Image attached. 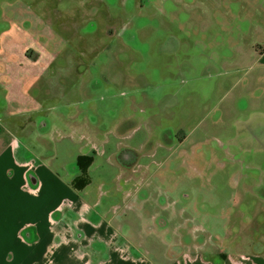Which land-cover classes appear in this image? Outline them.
Returning a JSON list of instances; mask_svg holds the SVG:
<instances>
[{
	"label": "crops",
	"instance_id": "obj_1",
	"mask_svg": "<svg viewBox=\"0 0 264 264\" xmlns=\"http://www.w3.org/2000/svg\"><path fill=\"white\" fill-rule=\"evenodd\" d=\"M242 4L247 8L252 5L250 1ZM254 8L261 11V21L251 18L250 13L244 18L251 22L248 25L256 26L255 41L251 44L240 40L227 42L228 50L224 53L225 35L220 33L223 27L218 28L220 32L215 28V33H210L211 28L205 22L201 24L200 34L184 35L182 63L188 84L183 103L198 100V109L203 112V127L198 134L192 130L182 131L185 124L181 123L186 121V115L181 114L180 100L172 91L157 100L161 114L140 112L139 106L153 105L152 99L144 98L143 93L123 99L120 105L116 100H107L105 109L110 112L109 120L116 122L113 129L102 133L93 128L82 133L89 152H74L77 139L72 135L68 137L69 134L62 136L63 132L58 128L57 134L62 135L56 141L52 140L51 148L38 150L29 140L36 138L40 145H47L48 140L44 137L53 134L47 121L38 125L40 132H34L37 125L32 117L25 116L18 124L14 119L0 117V264H264L263 242L253 241L250 236L240 238V216L245 211L232 213L204 206L192 207L189 191L178 197L169 195L174 192L170 186L184 183L191 170L201 177L209 163H214L217 171L232 170L231 175L235 178L228 179L232 186L229 187L238 195L239 201L243 199L250 203L253 195L262 191L264 3ZM254 13L258 15V10ZM141 37L137 41H142ZM168 38V42L175 40ZM227 38L233 39V36ZM124 40L134 38L127 35ZM173 45L169 43V46ZM39 51L38 56H48L45 49ZM30 55L27 50L17 53L16 49L0 47V82L8 88V100L22 99L20 103L24 107L28 104L26 92L22 96L18 89L26 90L42 72L31 70ZM15 58L18 65L24 62L29 66L17 67ZM120 69L123 84L137 90L144 88L140 74L132 75L127 67ZM21 73L26 76L23 86L19 84ZM89 85L91 89L99 88L100 82ZM84 88L79 85L78 93H87ZM159 117H166L168 121V134L162 142L153 139L148 124ZM145 122L150 131L149 138L152 137L150 142L137 134ZM70 133L74 135L75 130ZM160 145L163 152L168 153L163 161L157 158L156 147ZM121 147L120 164L126 171L108 181L103 178L101 188L95 192L87 190L91 176L85 187L74 188L80 175L78 167V171L74 169L79 155L92 156L90 173L101 153L107 164L114 165L111 158ZM150 150L154 151L148 152ZM145 151L150 153L146 158L151 156L152 160L140 158L139 154ZM196 153L200 156L210 153L209 162L203 157L195 160L192 154ZM61 155L66 157L61 160ZM65 158L71 163L69 169ZM164 163L168 168L166 176L154 177L157 165ZM116 182L127 187L125 190L120 188L119 201L113 203L108 197L110 193L117 195V191L111 192L103 186ZM162 183L165 189L159 188ZM168 190L172 192L168 193ZM160 199L164 200L161 202ZM218 216L221 220L228 218L225 226L223 221H209ZM247 216L252 225L253 211L249 210ZM258 224L256 228L264 222Z\"/></svg>",
	"mask_w": 264,
	"mask_h": 264
},
{
	"label": "rangeland",
	"instance_id": "obj_2",
	"mask_svg": "<svg viewBox=\"0 0 264 264\" xmlns=\"http://www.w3.org/2000/svg\"><path fill=\"white\" fill-rule=\"evenodd\" d=\"M249 1L253 9L242 4ZM263 3L264 0H0V47L16 49L17 53L22 50L29 51L32 54L28 59L31 70L42 71L32 83L28 84L26 90L18 89L22 96L24 91L26 92L28 104L25 107L20 103L22 99L8 100V88L0 82V117L4 120L14 119L17 124L25 116L32 117L37 125L35 130H32L34 132H40L37 129L38 125L48 122L53 134L44 137L48 140L47 145L44 143L40 145V141L36 138L29 140L38 150L46 151L51 148L52 140L54 142L62 135L57 134L58 128L63 132L62 136L68 134V137L75 136L78 145L76 149L74 148V152H89L82 133L88 128L97 129L102 133L113 129L112 126L116 122L109 120L110 112L105 109L107 100H116L120 105L123 99L144 94V98L152 99L153 105L139 106L140 112L150 115L161 114L157 100L164 97L168 91H172L177 93V98L180 100L181 114L186 115V121L181 123L183 126L185 124L182 131L192 130L197 133L203 127L201 120L203 112L199 111L198 100L194 99L198 94L192 96L194 100L191 103H183L188 84L182 63L184 35L200 34L201 24L205 22L206 26L211 28L210 33H215V28L220 32L218 28L223 27L224 30L220 33L225 35L223 36L224 53L228 50L227 42L235 43L240 40L241 43L251 44L255 41L256 26L248 25L251 22L249 19L246 22L244 18L250 13L251 18L260 22L261 11L254 6ZM255 10H258V15L254 13ZM127 35L133 36L134 40L125 41ZM230 35L233 39L227 38ZM141 36H144L145 40ZM168 36L175 40L166 41V38L169 39ZM140 37L142 41H137ZM169 43L177 46L174 48V45L169 46ZM41 49L48 52L47 57L38 56ZM171 51H174L173 54ZM16 65L29 66L24 62L19 66L18 60ZM121 67H127L132 75L140 74L144 88L139 87L137 90L123 84L120 78ZM115 69L118 70L114 71ZM24 77L26 78L23 73L19 75L21 86L25 82ZM92 82L97 84L100 82L99 88L96 86L91 89L89 84ZM79 85L85 87L83 91L87 93L79 94L77 89ZM109 85L112 87L110 88ZM143 114V118L146 119L147 116ZM148 124L153 139L165 141L168 134L167 118L159 117L156 121L150 120ZM71 130H75L74 135L70 133ZM77 130L79 132H76ZM137 132L144 141H152V137L149 138L150 131L146 122ZM36 135L41 139L39 133ZM20 136H23L22 132ZM162 147V145L156 147L159 155L157 158L162 159L161 161L166 160L164 158L168 155L167 152H163ZM122 150L123 147L113 154L111 160L114 165L107 164L102 158L104 154L100 152L99 158L102 159L98 158L97 163L94 164L96 167L88 172V178L90 176L92 178L91 185L87 188L89 192L101 188L103 178L108 181L113 177L116 178L120 172L126 171L120 164ZM152 151L154 150L148 152ZM147 155H150L147 151L139 154L140 158L145 157L144 161L152 160L151 156L146 158ZM63 156L66 157L61 155V160L64 159ZM192 156L196 158L195 160H201L203 157L205 162H209L207 159L211 154L202 153L200 156L196 153ZM166 164L155 166L154 177H158L159 174L166 176L168 172ZM66 166L68 169L71 167L69 160H66ZM117 166L119 168H116ZM74 169L78 171L77 166ZM229 169L217 171L214 163H209L201 177L196 176L191 170L184 183L179 182L177 186H170L174 192L169 195L171 198L178 197L182 192L189 191L192 196V207L204 206V208L216 211L228 210L232 213L238 210L245 211V214L240 216V238L247 239L250 236L253 241L263 242L264 246V225L255 227L259 225V221L264 222L262 192L264 185L260 186L262 191L253 195L252 202L242 201L243 199L239 201L236 198L238 195L229 187L231 185L228 179L235 178L231 175L232 170ZM237 171L243 172V170ZM154 181L158 183V180ZM200 181H203L202 184H199ZM116 183L103 186V189L111 192L117 191V195L109 194L108 198L113 200V203L119 201L120 188L125 190L127 187ZM163 185L162 183L158 186L165 189ZM171 192L168 190V193ZM153 197L156 199V196ZM160 200L162 202L164 199ZM249 210L253 211L252 225L251 218L249 220L247 216ZM227 220V217L221 220L220 216L209 218V221L214 223L223 221V226Z\"/></svg>",
	"mask_w": 264,
	"mask_h": 264
},
{
	"label": "trees",
	"instance_id": "obj_3",
	"mask_svg": "<svg viewBox=\"0 0 264 264\" xmlns=\"http://www.w3.org/2000/svg\"><path fill=\"white\" fill-rule=\"evenodd\" d=\"M93 161L90 155H79L76 159V165L80 171L79 177L74 182V188L82 189L89 183L88 169Z\"/></svg>",
	"mask_w": 264,
	"mask_h": 264
}]
</instances>
